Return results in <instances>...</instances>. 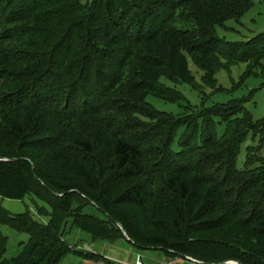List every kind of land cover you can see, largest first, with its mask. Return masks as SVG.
I'll return each instance as SVG.
<instances>
[{"label": "trees", "instance_id": "1", "mask_svg": "<svg viewBox=\"0 0 264 264\" xmlns=\"http://www.w3.org/2000/svg\"><path fill=\"white\" fill-rule=\"evenodd\" d=\"M252 6L0 0V196L52 208L44 224L0 207L1 224L30 235L4 260L0 231V264H58L74 253L68 223L94 242L126 240L120 224L133 246L170 258L264 264V118L254 121L241 102L208 108L206 97L167 119L144 112L151 96L182 101L165 83L196 90L190 63L211 87L227 64L247 63L246 77L264 71V33L246 42L218 36ZM214 125H224L221 136Z\"/></svg>", "mask_w": 264, "mask_h": 264}, {"label": "rangeland", "instance_id": "2", "mask_svg": "<svg viewBox=\"0 0 264 264\" xmlns=\"http://www.w3.org/2000/svg\"><path fill=\"white\" fill-rule=\"evenodd\" d=\"M264 33V0H253L252 8L244 15L240 21L231 20L227 22L226 28H218V36L228 42H246L256 36ZM191 70L196 76L197 82L193 85L198 87L194 90L193 86L187 84H174L165 83L168 88L176 89L183 93L184 97H181L177 102V94L173 96L174 101L168 102L166 99H159L151 96L149 98V104L146 106L145 114L150 113V109L157 110L160 113H156L157 120L167 119L169 114H178L182 112V106L188 104L192 107H201L206 97V107L211 108L216 104H228L233 102H241L245 111L248 112L253 120H260L264 118V71L256 69L255 75L246 77V71L248 69L247 63L238 62L231 64L230 66H223L216 73V86L211 87L209 83H205L204 72L200 71L194 63H190ZM261 70V71H258ZM258 71V72H257ZM190 106L191 109H194ZM189 111V110H188ZM242 115H245L243 113ZM170 121L175 122L172 118ZM222 124V123H221ZM224 125L215 126L211 129L216 131L221 136L223 133ZM253 138V139H252ZM259 136L249 138L242 146L241 154L238 159V167L243 168L246 160V154L249 152L247 148L249 146H257ZM259 144V143H258ZM261 155H264V141L261 150ZM260 153L254 152L252 157L257 158ZM0 207L7 210L12 215H18L29 212L36 221L47 224L50 221L52 208L50 205L42 199L36 197H26L24 200L8 199L0 196ZM38 209L41 210V214L38 213ZM46 214V216H41ZM48 214V215H47ZM50 215V216H49ZM0 231L7 238V250L3 256V259H11L16 257L21 251L24 250L26 244L30 241V235L26 232L17 231L9 226L0 223ZM59 236V235H58ZM65 239L67 240L72 252L65 255L58 264H70L71 260H75L76 254L84 253L88 254L89 249L97 250L99 253L109 252L107 249L112 246V252L109 255L119 259L123 258L124 251L132 252L134 260L138 255L144 258L146 263L149 261H165L167 259L166 254L163 251L145 250L132 246L124 239L116 242H94L92 237L80 229L71 226V223L65 226ZM121 249V251L119 250ZM76 253V254H75ZM97 254V253H95ZM101 254H98L102 256ZM127 254V253H126ZM128 258V257H127ZM173 264H194L184 258H171ZM0 259V263H1ZM96 261V260H95ZM104 261V260H103ZM114 263V262H113ZM150 264V263H149Z\"/></svg>", "mask_w": 264, "mask_h": 264}, {"label": "crops", "instance_id": "3", "mask_svg": "<svg viewBox=\"0 0 264 264\" xmlns=\"http://www.w3.org/2000/svg\"><path fill=\"white\" fill-rule=\"evenodd\" d=\"M132 245V244H131ZM106 246H110V247H108V253L107 252H103L102 254L101 253H99L97 250H94L95 248H91L93 251V253H97V254H101L106 260H109V261H111V262H114V263H116V264H134L135 263V261H136V259L134 260V255H133V253L132 252H128V251H124L125 253H124V257L123 258H117V256L116 257H114V256H111V255H109V253H111L112 251V246H114V245H106ZM133 246V245H132ZM135 247V246H134ZM90 249V250H91ZM120 251H121V249H119ZM151 250H156V251H160V250H157V249H151ZM127 253V254H126ZM166 254V253H165ZM138 256H140V255H138ZM167 256V255H166ZM128 257V258H127ZM76 258L77 259H73V260H71L70 261V264H108V263H106L105 261H94V260H91V259H87L84 255H81V254H76ZM177 258H179V257H177ZM185 259V258H184ZM185 260H187V259H185ZM141 261H142V263L143 264H155L156 263V260L155 261H149V263H146L145 261H144V258L141 256ZM169 261H172V259L170 258V257H168L167 256V259L163 262V261H158V263H161V264H166L167 262H169ZM194 264H196V263H194Z\"/></svg>", "mask_w": 264, "mask_h": 264}, {"label": "water", "instance_id": "4", "mask_svg": "<svg viewBox=\"0 0 264 264\" xmlns=\"http://www.w3.org/2000/svg\"><path fill=\"white\" fill-rule=\"evenodd\" d=\"M118 226L122 229V231H123V233H124V236H125L126 240H127L128 242H130V243H133L132 240H130V239L128 238V236H127L126 232L123 230L122 226H121L120 224H118ZM184 258H186V259H188V260H190L191 262L196 263V264H205V263H203V262L197 261V260L192 259V258L187 257V256H184ZM221 264H222V263H221ZM223 264H224V263H223ZM230 264H241V263H239V262L236 261V262H233V263H230Z\"/></svg>", "mask_w": 264, "mask_h": 264}, {"label": "built area", "instance_id": "5", "mask_svg": "<svg viewBox=\"0 0 264 264\" xmlns=\"http://www.w3.org/2000/svg\"><path fill=\"white\" fill-rule=\"evenodd\" d=\"M135 264H142L139 257L137 258V261ZM168 264H172V263H168Z\"/></svg>", "mask_w": 264, "mask_h": 264}]
</instances>
